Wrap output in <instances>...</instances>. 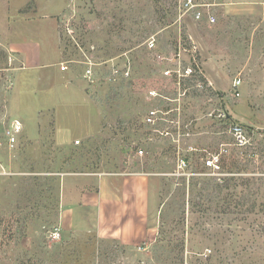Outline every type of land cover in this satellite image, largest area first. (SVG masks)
<instances>
[{
    "label": "rangeland",
    "instance_id": "obj_1",
    "mask_svg": "<svg viewBox=\"0 0 264 264\" xmlns=\"http://www.w3.org/2000/svg\"><path fill=\"white\" fill-rule=\"evenodd\" d=\"M194 3L0 0V264H264V0ZM88 175L116 237L62 222Z\"/></svg>",
    "mask_w": 264,
    "mask_h": 264
},
{
    "label": "crops",
    "instance_id": "obj_2",
    "mask_svg": "<svg viewBox=\"0 0 264 264\" xmlns=\"http://www.w3.org/2000/svg\"><path fill=\"white\" fill-rule=\"evenodd\" d=\"M122 175V174H121ZM94 176L97 175H88L89 181H92L91 183H96L93 187L96 190H93L91 186H88L89 188H85L84 190L78 189V188H73L72 193L75 196L79 195L77 200L73 202L72 204L67 202V197L65 195V192L63 191V197L61 200V218L62 222H67L68 220L72 223V227L78 223H83V222H89L88 219L84 218L86 217L87 214H90L89 210L95 209L96 208V215L98 217V223L100 226L102 225V232H100L101 237H116L117 233L116 231H112L110 233H106L107 230L104 231V224L108 220V211L107 207L108 206H115L118 211L117 215H120V211L122 208V192H121V186H115L113 181L115 180H122L123 178H111L108 177L107 175L104 177H99V178H93ZM115 177V176H114ZM117 177V176H116ZM119 177V176H118ZM143 177V176H140ZM122 181H129V178H124ZM144 184V183H143ZM144 190V187L142 190L136 189L135 192V198H137V195H142V191ZM142 197V196H141ZM113 208V207H112ZM116 209V210H117ZM89 224V223H88ZM128 229V234L130 232L129 226H125V230ZM124 233V232H122ZM130 234V233H129ZM128 234V235H129Z\"/></svg>",
    "mask_w": 264,
    "mask_h": 264
},
{
    "label": "built area",
    "instance_id": "obj_3",
    "mask_svg": "<svg viewBox=\"0 0 264 264\" xmlns=\"http://www.w3.org/2000/svg\"><path fill=\"white\" fill-rule=\"evenodd\" d=\"M185 6L187 7V11L188 12H192L193 13V19L196 21V22H201L204 20V15H203V12L200 8H202V4H197V3H194V0H186V4ZM208 22L210 24H214L216 22V18L215 16L213 15H210L208 18H207ZM154 44H151V47H153ZM94 66V65H93ZM93 66L91 65L90 68L86 71V74H85V78L86 80H88L89 82H92L94 83V73H93ZM66 68L62 67V70H65ZM193 73V70L191 68H189L188 70H186V74L187 76H190L191 74ZM129 72H125L124 73V77H128L129 76ZM170 75V72L169 71H166L165 72V76H169ZM241 85V80H237L235 82V87H238ZM152 95H155V93H152ZM162 115H164V112L162 110H152L148 113L147 115V118H146V123L149 124V125H152V126H157V123L159 120H164V118H162ZM21 131V125H20V122H16L15 123V126L13 128V132H9L8 133V137L10 139V145L13 146L14 143L16 142V137H15V134H18L19 132ZM232 132L234 133V135L238 138V141H239V145H245L246 144V138L243 134V131H242V128L240 127H235L232 129ZM79 143V142H77ZM139 155H143V151H140L138 152ZM217 161V159H216ZM218 162V161H217ZM184 163V162H183ZM208 165L212 166V165H215V161L213 162H208ZM54 239H58L60 238L61 234H60V230H56V232L54 233Z\"/></svg>",
    "mask_w": 264,
    "mask_h": 264
},
{
    "label": "trees",
    "instance_id": "obj_4",
    "mask_svg": "<svg viewBox=\"0 0 264 264\" xmlns=\"http://www.w3.org/2000/svg\"><path fill=\"white\" fill-rule=\"evenodd\" d=\"M178 77H179V80H181V81H190V79H192V78H197V74H196V70H195V72L193 71V73L190 75V76H187V74L186 73H184L182 76H181V74L180 75H178ZM197 80H199V79H197ZM200 82H205L203 79H201L200 78ZM165 112H169V110H165ZM174 115V114H173ZM177 116H178V114H175L174 116H172V117H168L167 119L169 120V121H173L174 119H176L177 118ZM226 118H227V115H226Z\"/></svg>",
    "mask_w": 264,
    "mask_h": 264
}]
</instances>
